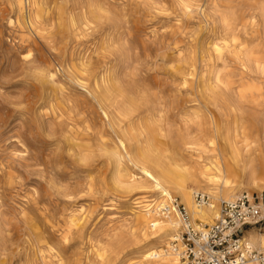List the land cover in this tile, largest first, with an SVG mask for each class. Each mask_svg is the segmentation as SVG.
Wrapping results in <instances>:
<instances>
[{"label":"rangeland","instance_id":"obj_1","mask_svg":"<svg viewBox=\"0 0 264 264\" xmlns=\"http://www.w3.org/2000/svg\"><path fill=\"white\" fill-rule=\"evenodd\" d=\"M263 12L264 0H0V264H162L170 240L141 218L161 198L128 184L131 159L156 171L173 151L208 195L234 126L264 148Z\"/></svg>","mask_w":264,"mask_h":264},{"label":"bare ground","instance_id":"obj_2","mask_svg":"<svg viewBox=\"0 0 264 264\" xmlns=\"http://www.w3.org/2000/svg\"><path fill=\"white\" fill-rule=\"evenodd\" d=\"M99 6H100V4H99ZM261 11H262V9H261ZM84 14H85V12H84ZM29 22H30V20H29ZM250 61H252V60L250 59ZM215 78H216V76H215ZM180 79H179V81H180ZM217 79H218V77H217ZM213 83H214V81H213ZM141 84L142 83H140V86H141ZM96 86H98V85H96ZM87 90H89V89H87ZM128 90L125 91V92L127 93ZM208 90H210V89H208ZM98 91L100 92V90H98ZM89 92H91V91H89ZM148 92H149V89H148ZM260 92L261 91H259V89H257L256 94H258L260 96ZM144 93H145V90H144ZM122 94H124V93H122ZM212 94L213 93H211V95ZM127 98H129V97H127ZM131 98H133L132 95H131ZM157 98H159V97H157ZM134 99H135V97H134ZM131 100H133V99H131ZM104 101H106V100H103V101L98 100V102H101L103 105H107ZM134 102H135L134 100L133 101H129L128 100V102L126 104L127 105V112L131 111V108L133 107ZM112 103H114V102H112ZM104 107L106 108L107 106H104ZM111 108L112 107H110V109ZM147 109H148V107H147ZM160 112H161V110H160ZM103 113H104V115L107 116L106 111H104ZM158 113H159V111H158ZM108 116H110V115H108ZM127 116H129V115H127ZM153 116H156V115H153ZM160 119H162V118H160ZM209 119H212V118L210 117ZM151 122H152V120H151ZM118 123L120 124L121 122H118ZM148 124H147V126H148ZM113 125H114V123H113ZM153 125H154V123H153ZM210 126H211L212 130L214 131V133H215L217 138L222 136L221 129H220V127L217 124H212ZM121 127H122V125H121ZM198 129H200V128H198ZM234 131H236L234 139L230 140V139H227V137L224 138V139H226L227 147L218 148V149L214 148V151H215L214 160H213L214 170H216L217 174H219L220 179L222 180V184H218V186H217V188L219 189L218 194H217V192H214V190L212 188H208L207 186H206L207 189H205L207 192H209L208 193V198L210 199V201L211 200L214 201V203L210 202V201L207 204H205V205H199V204L196 203V201L194 199V193L198 192V189H197L198 186L195 184L196 180L190 175V172L188 171L189 169L186 167L187 165L185 164L186 165L185 166L183 163H181V161L178 160L179 158L177 159L176 156L173 154L172 150H171L172 154L169 156L170 160L167 163H164V162H161V161L159 163L157 161L158 163H157L156 171H153L148 166H146V163H144V160L143 161L142 160L138 161V160L131 159L132 165L134 166L136 171H138L140 173V175L139 176H135L134 174L128 175V178L130 179L129 180L130 183H128V184L130 186H132V187H135V188H144V187L153 188L155 193L158 194V197L161 198V200L159 201V204L156 205L154 208H152V206L150 208H146V210H144L145 211L144 212V216H141V218L143 219V222L146 225L151 227V229L163 232V235L161 236L162 238H167L168 237L169 240H171L174 237V235L177 233V225L180 223V221L178 220L176 215H163L160 212V209H159V205H161L163 202L164 203L166 202L165 196H169V194L172 195L173 191H176L178 193V195L180 196L181 202L185 205V208H186L188 214L190 215V220L192 222L196 221V220H199L202 225L210 223L213 220V218L216 217L217 211H218V206L215 203L216 199H218L219 201H221V200H226V201L234 200L235 198H237L239 196V194H242V192L244 190L247 191V189H249V190H259L260 192L264 191V148H263L262 145L259 148H257V149L252 148V144L247 140V137L244 134H242L241 137L239 136V134L237 133V126H234ZM150 132H151V135H152L153 139L161 145L163 142H161L160 138L158 137L160 133L158 134L157 131L155 129H153V128L150 130ZM116 139H117V137H116ZM79 140H77V141H79ZM118 142L120 143V146L123 148V150H125L122 141H118ZM74 143H76V142H73V144ZM76 146H78V145H76ZM111 149H114V148L112 147ZM115 150H114L115 152H113V150H112V152L116 155V157H117L116 160L119 163L120 160H121V155L119 153L121 151V149H118V150H120L119 152H118L117 148ZM140 152H142V151H140ZM177 153H179V152H177ZM140 154L142 155V153H140ZM111 155H112V153H111ZM165 156H167V155H165ZM126 157H127V155H126ZM150 157H152V156H150ZM165 160H167V159H165ZM188 160H190V159H188ZM162 161H164V160H162ZM184 161H186V159ZM117 170H118V168H117ZM230 172H232V173L236 172L240 176L241 175L243 176L245 181L244 182L241 181L239 184H240V186L243 184L245 186V188H241V187L237 188V186L236 187L228 186L229 185L228 184L229 183V179H228L227 175ZM188 176H189V178H188ZM187 181H190L191 184L188 185ZM124 182H127V181H124ZM249 190H248V194L251 195V192ZM261 203H263V202H261ZM261 208H262V210L264 212V203L261 204ZM195 223H197V222H195ZM244 237H245L246 241L249 244H251L253 247H255L257 249H260V250L264 249V233H259V232H256L253 229H249V230L245 231ZM167 246H168V248L160 253V256L161 255L163 256L162 257L163 259H162L161 263L162 264H179V260H178L177 256L172 252V250L170 248V245H167ZM147 257H151V254H147Z\"/></svg>","mask_w":264,"mask_h":264},{"label":"built area","instance_id":"obj_3","mask_svg":"<svg viewBox=\"0 0 264 264\" xmlns=\"http://www.w3.org/2000/svg\"><path fill=\"white\" fill-rule=\"evenodd\" d=\"M159 205L163 215H176L180 230L170 240V248L179 264H264V249L249 244L248 229H262V195L242 193L234 200H221L211 224L194 223L185 206L173 195ZM197 204L208 203V195L194 193Z\"/></svg>","mask_w":264,"mask_h":264}]
</instances>
